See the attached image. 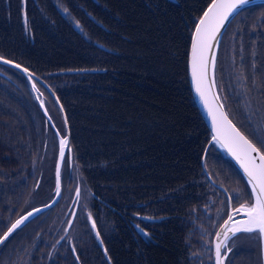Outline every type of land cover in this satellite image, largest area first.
I'll return each mask as SVG.
<instances>
[{"label": "trees", "instance_id": "1", "mask_svg": "<svg viewBox=\"0 0 264 264\" xmlns=\"http://www.w3.org/2000/svg\"><path fill=\"white\" fill-rule=\"evenodd\" d=\"M12 1L17 3L20 20L29 21L48 9L46 24L34 23L31 29L36 31L28 35L33 36L37 45L43 38L42 44L50 45L52 57L43 49L31 51L33 47L25 41V35L20 40L9 32L11 27L5 25L13 18L4 16ZM19 1L0 0V48L4 51L0 56L13 58L42 76L47 74L44 78L59 96L70 126L74 169L78 172L76 178L81 175V183L91 192V205L97 203L92 205L96 218L111 228L105 243L111 263L191 264L190 252L186 249L191 237L189 229L200 222L201 216L210 218L209 222L214 220L204 214L202 195L215 198L214 205L220 203L218 193L227 199L209 181L203 160H207L213 182L224 187L228 194L239 188L245 193L247 189L228 158L213 145L206 152L211 134L195 102L188 78L191 33L211 0ZM77 25L81 29H76ZM57 36H61L64 43H60ZM239 41L244 45L241 51L247 52L252 47L264 45V26L257 33L255 30L245 32ZM16 44L20 45L19 49L15 48ZM175 53L178 56L176 66ZM246 59L243 53L250 88L254 83L261 87L264 59L245 63ZM0 82L1 101H12L11 96L28 93L25 86L16 88L4 77L0 76ZM256 91L261 93V90ZM220 95L224 100L221 87ZM249 95L254 98L255 92ZM14 99L18 110L30 106L27 100ZM93 104L99 106L91 107ZM8 109L0 107V116L10 115ZM232 112V119L242 127L236 118L241 112L238 109ZM35 120L28 124L26 131L35 132L39 127L45 134L50 125L41 127L39 120ZM44 134H33L30 138L31 145L40 150L39 154L50 144ZM8 140L0 137V151L6 150ZM15 145L22 148L24 143ZM42 156L40 171L35 173L32 182L36 194L41 187L42 166L47 160V155ZM27 158L30 162L31 154L21 151L14 156L7 152V156L0 158V218L15 205L13 181L19 175L22 178L18 182V194L27 185L23 174ZM44 187L43 194L47 199L53 194L55 178L51 188ZM73 192L72 185L64 187L53 213L42 214L37 221L45 220L43 227L49 225L53 233L57 226L52 227L50 219L65 213L58 208H61L60 203L71 201ZM147 196L151 197L146 199ZM154 196L160 221L157 234L150 233L155 237L148 238L140 230L146 234L150 231V226L145 224L149 220L144 217H153L144 212V205H148ZM25 209L22 205L17 215ZM86 209H89L88 205L81 208L84 217H87ZM114 209L115 213L107 215ZM220 213L218 209L215 216ZM107 217L113 219L108 221ZM16 238L17 235L11 238L0 254L12 244L20 246L23 243L20 238L17 243ZM238 253L236 260L243 250ZM90 264L109 263L103 251H99Z\"/></svg>", "mask_w": 264, "mask_h": 264}, {"label": "rangeland", "instance_id": "2", "mask_svg": "<svg viewBox=\"0 0 264 264\" xmlns=\"http://www.w3.org/2000/svg\"><path fill=\"white\" fill-rule=\"evenodd\" d=\"M16 4L17 3L15 1L9 3L7 6V15L4 16L6 18H13V21H10L9 24L5 25L11 27L9 32H12L13 35H17V39L20 40L21 37L25 35V41H27L33 47L31 51L34 52L36 50L43 49L45 50L44 53L46 55L52 57L53 55L51 53L53 51L50 49V45L46 46L42 44L43 38L39 39V43L37 45L36 42H34L33 36L30 37L28 35V33L36 31L35 29H31V26L34 23L46 24L47 20L49 19L48 9L45 8L44 14L34 16L32 19L29 20V22L28 20H20V18L17 17ZM253 9L256 10L254 12H249L248 15L243 14L240 20H237V15H235L232 21L228 24L227 29H225V39H222V43H225V41L227 42L229 38L233 36L234 32L236 31V28L239 25V35L237 39V44H239V46L237 50V44L235 45L233 42H228V44L225 45L226 48L223 50L224 60L220 62L221 65L219 64L221 67L219 68V70L221 69L220 87L225 100L224 104L226 105L229 113H233V109H238V111L241 112L240 117L235 115L237 120L242 125L241 128L247 131L249 134H252L255 130L260 135H263L264 92H261L259 94L256 89L263 91L264 81L261 87H259L257 83H254L253 88L250 89L249 82H246L248 80L249 71L244 68V61L242 60V57L243 53L245 54V56H247L245 63L254 59H264V45L255 46L254 48L252 47V49L247 52L243 50L241 51L244 45L242 46V43L239 41L242 35L245 34V32L255 30L257 33V30L261 31L263 29L264 5L261 4L259 7ZM76 29H81V26L77 25ZM160 30L164 32V28L162 29L161 27ZM56 39L60 43H64V40L61 38V36H57ZM166 43L167 42H165V44ZM250 43L252 42L250 41ZM15 48L19 49L20 45L16 44ZM56 50L59 51L58 48H56ZM0 53H4L1 48ZM10 59L16 63L13 65H19V67H7L4 65H0V75L4 74L3 77L11 81L13 86L16 88H19V86H25L27 88V94L14 97L17 100L21 101L23 99L24 101L27 100L30 106H27L25 109L21 107L18 110L16 106L17 102L15 101L13 96L10 97L13 98L12 101H4L5 99H3L2 101L0 100V107L9 108L8 110L10 114L8 115L9 117L0 116V137L3 140L9 139L8 143H5L7 145L6 150L0 151V158L7 156V152L8 155L14 156L18 153V151H21L23 154H31L32 159L30 162L29 158L24 160L25 162H28L26 163L25 168L23 170V174L26 177L27 185L22 187L21 194H18V182L22 179L20 175L12 183V193L14 194L13 199L15 205L13 207H9L1 216L0 222L5 225L13 221V219L19 213V210L22 205L23 208L27 206L33 207L36 205L47 203L53 198L52 196H49L46 199V196H44L43 194V190H46L44 189V186L51 188L53 180L55 178L54 173L52 172V166H54L55 162L54 155L58 153L59 136L55 134V132L53 131L54 128L52 126L47 125L48 120L46 118L47 115L45 113V111L47 110L41 108L48 107V111L51 113V116L53 117L54 121H58V125H56L55 129H58L63 135L66 131L64 130V127H61L64 118L60 114V106L57 105V99L53 96L51 97L45 91L46 89L52 90L51 86L47 85V83H45V80L43 81V79H45L44 76H46L47 74H44V76H42V74H39L34 71H31V74H29L23 69V67H21L22 64L19 61L13 58ZM177 62L178 56L175 53V66L177 65ZM174 73L175 72H173V74ZM1 85L2 83L0 82V86ZM5 85L6 84H4V86ZM249 91L255 92V94H259L258 97L253 98L250 95L245 96V92ZM250 93L251 92H249V94ZM29 96L30 98H28ZM93 106L97 108L99 105L93 104L91 107ZM32 117H34V119ZM35 119L39 120V126H48V128H46L45 134L44 131L39 127L35 129V132L33 131L28 133L26 131V127L28 126V124L31 121H36ZM40 123H42V125H40ZM14 134L15 137H13ZM33 134H44V136H48L50 144L44 149V153L39 154L40 150L31 145L30 138L33 136ZM251 137L254 138L253 134ZM16 143H24V146L22 148H18V146L15 145ZM258 146L261 147L259 143ZM261 150L264 151V147H261ZM42 155H47V160L42 166L40 175L41 187L36 194L34 193V189H32V182L34 180L35 173L37 174V171H40V165L43 161ZM65 156L66 158H68L67 155ZM206 164L207 160H203V168L205 172L207 171L209 173V168ZM76 172L74 169L72 173L73 179L69 181L67 179V171L65 167L63 170V188L72 185L74 190L71 200L76 197L75 193L78 188L81 191L79 198L73 201L72 204L70 203V201L69 203H60L61 208H58L61 212L66 213L72 212L77 209L75 221L68 228V231L66 232V228L64 227L65 221H61L65 213H59L55 215L52 219H50V221H52V227L54 225L56 227L58 224H60V232L52 233L49 225L41 228V234L36 231H33V228L29 229V231L22 235L23 243L20 246L17 244H12L10 248L3 250V252L0 254V264H81L84 262L85 264H90V262L97 257V253L99 251L101 253L102 245L104 244V246L106 247L105 243L108 240L111 228L105 227L104 223L100 219H97L94 215L93 206H96L97 203L94 202L92 204L93 206L91 205L92 194L87 189V187L83 183H81V176H78V178H76ZM213 193L217 195V193ZM243 194L244 193L242 188H239V190L235 189L230 191L228 197L229 199L227 198L225 200L226 197H224L221 193H218L217 199L220 201V203L217 202L216 205H214L215 198L207 196L206 194L202 195L204 199L203 209L205 216L208 215L214 219L218 209L221 210V213L215 220L210 222V218H205L201 216L200 222L195 219L197 223H195L194 226L189 229L191 234H188L191 237L189 238V244L188 246H186V249L190 252L191 264H213V262H211L212 260L210 261V258L208 256L209 245L212 243V239L215 236L213 227L215 226V223L225 215V208L227 207V205H230V201L236 204L237 199L239 198L241 202L242 200H244ZM33 197L34 200L32 202ZM149 197L151 196H147L146 199H148ZM156 201L157 199L154 196L151 198V201L148 203V205H144V212L150 214L153 217V219H151L150 221L145 222L147 226H150V231H148V233L146 234L148 238L149 236H152L153 238L155 237L154 234H157V225L160 221V219L157 217L159 211L156 208ZM130 204L134 205V203ZM85 205H88L90 215L92 214V217L96 224V231H99L100 238L103 241V244H101L98 238L96 237L94 229L92 228V224L89 223L88 218L84 217L83 213L81 212V208H85ZM116 208L117 207H115V209ZM115 209L113 211H109L107 215L115 213ZM38 218L39 216L35 215L32 217V220H37ZM111 219L113 218L107 217L108 221H111ZM31 225V223H28L26 227L30 228ZM216 227L217 225L215 226V228ZM151 231L154 234L152 233L151 235ZM32 235L34 236L32 237ZM16 242L19 243L20 240L18 241V238H16ZM249 244H251L253 248L247 246ZM190 247H192L193 249L191 248L190 250ZM73 248L75 249L76 258L73 253ZM240 248H242L243 250L241 257H239L238 260H236L234 257L238 253L237 247L233 254L230 264H257V257H259L258 247H255V243L250 238L244 239L243 237V241L241 242ZM80 260L81 262H79Z\"/></svg>", "mask_w": 264, "mask_h": 264}, {"label": "snow or ice", "instance_id": "3", "mask_svg": "<svg viewBox=\"0 0 264 264\" xmlns=\"http://www.w3.org/2000/svg\"><path fill=\"white\" fill-rule=\"evenodd\" d=\"M254 3L255 0H211L207 10L203 12L202 17L195 26L194 39L192 42V75L196 83V91L201 99H205L206 93L211 90V85L215 83V80L210 78L209 70L215 66L214 45L218 46L219 44L217 37L220 33V29L224 27L225 22L230 16L234 13L238 14L239 11L247 8L249 4ZM4 62L9 63V61ZM16 67H19V65H16ZM209 111L212 115L213 127L216 131V142L220 143L223 147H226L240 162V165L246 173L251 185V203H240V199L238 198L237 203H239L240 206L234 209L233 215L228 216L221 229V232L224 233L222 240L219 234L216 236V239L219 242L215 244V264H224V260L227 258V253L231 251V248L226 243L229 240V236L227 235L228 231H231L233 235L238 232L256 233L262 240H264V151H261V147H264V136L260 135L255 130L253 131L252 134L254 138L257 140V143L261 145V147H257V143H253L252 140L242 134L227 118L226 114L222 112L217 114L211 109ZM48 119L51 121V117ZM52 127L55 129V124H53ZM56 135L59 136V162L55 169V189L56 195L59 196L61 166L65 167L67 171V179L71 181L73 176L70 170L73 169L75 165L73 162L74 157L72 155V148L67 139V133L60 135L59 130H56ZM66 152L68 155V161L65 165L64 161ZM75 195L79 198V189H77ZM52 203L55 204L56 201L53 200ZM36 211L39 212L41 210L37 209ZM236 214H242L246 219L237 220L235 223L236 225H239L238 227H230V222L233 221ZM33 215V212H29L26 216L16 219L14 223L6 225L0 222V245H3L4 242L12 236L13 232H15L25 220ZM92 228H96L95 221L92 222ZM140 231L143 233L142 229ZM144 234L146 235V233ZM95 235L99 238V231H96ZM100 243L103 244V241L100 240ZM222 247L224 249L223 255ZM73 251H75L74 248Z\"/></svg>", "mask_w": 264, "mask_h": 264}, {"label": "water", "instance_id": "4", "mask_svg": "<svg viewBox=\"0 0 264 264\" xmlns=\"http://www.w3.org/2000/svg\"><path fill=\"white\" fill-rule=\"evenodd\" d=\"M261 2H264V0H255V3H261ZM254 3V4H255ZM249 5H253V4H249ZM235 15V13L229 17L232 18L233 16ZM228 19V20H229ZM228 20L225 22L224 24V27L226 26ZM224 27L220 29V33L218 35V40L220 42V39H221V36H222V33H223V30H224ZM195 33V31H194ZM194 33H193V37H192V42H193V39H194ZM192 42H191V47H190V54H189V76H190V88H191V91L193 92V95L195 96V100H196V103L198 105V107L200 108V111L201 113L203 114V116L206 118V121L207 123L210 125V128H211V131H212V138H211V142H213L215 145L219 146L222 150H224L233 160H235V162L237 163V165L239 166L240 170L242 171V173L244 174L245 178L248 180V177L246 175V173L244 172L243 168L241 167L240 165V162L232 155L231 152L228 151V149L226 147H223L220 143H217L216 140H215V136H216V131L213 127V119H212V115L210 114V109L212 111H214L215 113L219 114V113H224L226 114L227 118L232 122L233 125H235V127L242 133L244 134L245 136H247L238 126L237 124H235L233 122V120L228 116V113L227 111L223 108L220 100L216 101L218 98H217V86H216V82L211 85V90L208 91L206 93V96H205V99H201L200 95L197 93L196 91V83L193 79V75H192ZM219 49V44L218 46L214 45V52H215V66L214 68H211L209 70V75H210V78L211 79H214L215 80V69H216V60H217V54H218V50ZM2 59H0V64L2 65H11V66H16V65H13V64H16L14 61H11L9 59H6V58H3V57H0ZM211 58V57H210ZM4 61H9V63H5ZM25 70V69H24ZM248 137V136H247ZM248 139H250L248 137ZM251 140V139H250ZM254 143V142H253ZM248 183H249V180H248ZM250 185V183H249ZM250 188H251V185H250ZM239 225H236V227H238ZM223 235L224 233L221 232V240L223 238ZM227 235L230 236V231L227 232ZM99 240V238H98ZM100 241V240H99ZM219 242L217 241V239L215 240L214 242V262H215V244ZM102 250L105 251V248H103L102 246ZM261 250H262V264H264V240L261 239Z\"/></svg>", "mask_w": 264, "mask_h": 264}, {"label": "bare ground", "instance_id": "5", "mask_svg": "<svg viewBox=\"0 0 264 264\" xmlns=\"http://www.w3.org/2000/svg\"><path fill=\"white\" fill-rule=\"evenodd\" d=\"M210 5V4H209ZM207 10V8L205 9V11ZM203 15V14H202ZM202 15H201V17H202ZM200 17V18H201ZM199 18V19H200ZM199 21V20H198ZM198 23V22H197ZM197 25V24H196ZM216 66H218V61L216 62ZM86 72H92V71H86ZM1 77H3L4 76V74H2V75H0ZM217 100L216 101H218V100H220V102H221V104H222V106H223V108H224V101H222L223 99H222V97H221V95H220V92L218 91L217 92ZM60 107H59V110H60V113H61V116L65 119V117H66V114H65V110H64V108H63V106H62V104H60L59 105ZM61 106H62V108H61ZM41 108V107H40ZM41 109H46L47 111H45V113H46V115H47V120L49 121V117H51V122H54V119H53V117L51 116V113L48 111V107H45V108H41ZM199 111H200V109H199ZM200 113H201V111H200ZM201 115H202V117H203V119H204V121H205V123H206V125H207V127H208V129H209V131H210V134H211V138H212V131H211V128H210V125L207 123V121H206V118L203 116V114L201 113ZM66 120H67V117H66ZM50 126H52L53 124H55V123H49V122H47ZM55 126H56V124H55ZM56 130L57 129H53V131L55 132V134H56ZM211 145H213L212 144V142H211V139H210V141H209V144H208V146H207V149H206V152L208 151V149L210 148V146ZM257 147H259L258 145H257ZM262 151V150H261ZM60 173H62V170L60 171ZM206 175H207V177H208V179H209V181L213 184V185H215V186H217L226 196H227V198L229 197V194H228V192L226 191V189L224 188V187H222V186H219V185H217V184H215L214 182H213V180H212V178H211V176L209 175V173L206 171ZM243 180H244V182H245V184H246V186H247V182H246V180L243 178ZM55 185H56V176H55ZM60 188H62V182H61V176H60ZM56 195V189H55V187H54V191H53V194H51V196L52 197H54ZM229 199V198H228ZM232 203V201H230V203L229 204H231ZM30 208H32V207H26V209H25V211L24 212H26V211H28V210H30ZM23 212V213H24ZM22 214V213H21ZM144 219H146V220H151L152 218H147V217H144ZM11 236L9 237V239L8 240H6L5 242H4V244L3 245H0V251H1V249L3 248V247H5L6 245H7V243L11 240ZM103 254H104V256H105V258H106V260L108 261V263L109 264H112L111 263V261H110V258H109V256H108V254H107V251L105 252V251H103ZM76 258V257H75ZM78 261V260H77Z\"/></svg>", "mask_w": 264, "mask_h": 264}, {"label": "flooded vegetation", "instance_id": "6", "mask_svg": "<svg viewBox=\"0 0 264 264\" xmlns=\"http://www.w3.org/2000/svg\"><path fill=\"white\" fill-rule=\"evenodd\" d=\"M247 82V81H246ZM251 89V88H250ZM249 92H252V91H249ZM249 92H245V96L247 95V96H249ZM261 92H264V90L263 91H261ZM258 95L259 94H255V97L254 98H257L258 97ZM74 162V161H73ZM67 164V162L65 163V165ZM74 169V168H73ZM73 169H71L70 171L73 173ZM63 170H64V167H63V169H62V173H61V182H62V188H63ZM69 214H71V212H65V214H64V216L62 217V222H64V226L65 227H67V219L69 218ZM218 216H215V218H214V220L217 218ZM45 222V220L44 221H37V223L36 222H34L32 225H31V229L33 228V231H36V232H38L39 234H41V228L44 226L43 224H45L44 223ZM43 225V226H42ZM61 231V226H60V224H58L57 225V227H56V229H54L53 230V233H55V232H60ZM144 233H146L145 231L143 232V234ZM22 235L23 234H18L17 236H18V238H20V239H22ZM254 242V241H253Z\"/></svg>", "mask_w": 264, "mask_h": 264}]
</instances>
